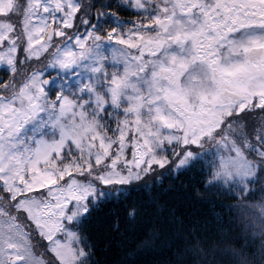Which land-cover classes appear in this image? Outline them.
I'll list each match as a JSON object with an SVG mask.
<instances>
[{
	"label": "snow or ice",
	"instance_id": "snow-or-ice-1",
	"mask_svg": "<svg viewBox=\"0 0 264 264\" xmlns=\"http://www.w3.org/2000/svg\"><path fill=\"white\" fill-rule=\"evenodd\" d=\"M0 65V264H105V224L264 264V0H0ZM178 184L221 214H164Z\"/></svg>",
	"mask_w": 264,
	"mask_h": 264
},
{
	"label": "trees",
	"instance_id": "trees-1",
	"mask_svg": "<svg viewBox=\"0 0 264 264\" xmlns=\"http://www.w3.org/2000/svg\"><path fill=\"white\" fill-rule=\"evenodd\" d=\"M120 15L124 19H132L133 15L131 13L122 12ZM4 65H0V69H3ZM0 75H3L0 72ZM255 117L259 116V113L254 114ZM164 200L167 201V211H174L177 217H184L185 222L191 220H204L207 219L211 223L216 214H221L222 209L219 204L215 207L206 201L200 199L196 192L187 187H181L179 184L176 187V190L173 193H169L168 196L164 197ZM163 202V201H162ZM227 203H235V201L225 200ZM239 211V210H237ZM98 216H103V212L98 213ZM93 239L97 242L98 251L97 257L105 262V264H116L117 261H120L125 258V253L128 254L127 258L135 260L138 264H149L150 261L156 259V254L160 253L159 246L156 247V254L142 252L137 255L133 252L134 245L124 247L120 237L112 232L109 234L108 226L105 224L98 232H93ZM140 239H144L143 236ZM243 242V241H241ZM139 243V241H137ZM160 258H163L161 256Z\"/></svg>",
	"mask_w": 264,
	"mask_h": 264
}]
</instances>
